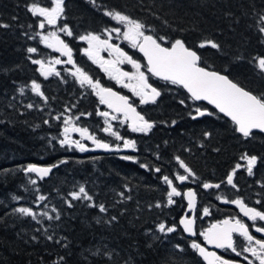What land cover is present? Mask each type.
<instances>
[{
  "label": "trees",
  "instance_id": "trees-1",
  "mask_svg": "<svg viewBox=\"0 0 264 264\" xmlns=\"http://www.w3.org/2000/svg\"><path fill=\"white\" fill-rule=\"evenodd\" d=\"M31 3L49 7L51 0H0V24L9 25L0 27V264H204L191 248L193 239L178 225L184 200L174 197L175 203L167 205L168 188L162 177L175 182L176 174L184 173L175 159L179 156L195 172L196 187L203 182L221 185L207 189L208 200L199 197V208L214 207L211 215L198 219L195 228L201 229L222 215V203L210 195L222 196L225 179L242 154L258 157L261 173L253 178L260 181L255 187L264 190V133L257 131L245 139L214 108L193 101L177 85L147 76L161 96L154 104L136 107L154 127L144 134L133 132L128 122L115 123L113 130L135 141L136 148L113 149L123 141L102 131L103 120L97 112L105 107L90 87L77 82L71 74L73 65L61 56L66 68L59 64L45 78L32 63L58 53L41 42L38 25L42 18L27 11ZM96 4L64 0L65 11L57 24L73 32L71 37L61 36L72 49L75 65L101 86L129 95L81 51L85 45L81 35H102L105 29L116 27L115 21L103 15L107 8L144 23L145 31L154 37L183 39L202 56L203 66L228 75L256 95L264 94V73L253 62L254 57L264 56V42L256 27L259 14H264V0H96ZM205 39L214 40L221 49L198 48ZM29 47L37 51L28 53ZM121 49L143 63L132 46L121 44ZM33 81L41 85L43 97L32 91ZM196 107L213 115L193 120L190 113ZM65 117L71 118V127L88 128L110 149L96 148L87 139L80 141L88 151L61 147L58 141L63 139ZM205 132L210 136L206 138ZM78 134L73 135L77 138ZM122 156L134 157L136 162ZM61 160L67 162L59 164ZM29 164L58 167L40 179L24 171ZM81 186L91 201L71 199L69 193ZM40 195L46 199L39 201ZM157 203L164 206L157 208ZM101 204L106 212L99 211ZM18 207L32 209L40 223L15 212ZM160 223L175 226L176 231L161 233L157 230Z\"/></svg>",
  "mask_w": 264,
  "mask_h": 264
},
{
  "label": "snow or ice",
  "instance_id": "snow-or-ice-1",
  "mask_svg": "<svg viewBox=\"0 0 264 264\" xmlns=\"http://www.w3.org/2000/svg\"><path fill=\"white\" fill-rule=\"evenodd\" d=\"M90 2L94 7L97 6L96 0H90ZM27 11L34 17L43 18L38 25L40 29H44L46 24L55 26L58 19L64 14V0H51L50 7L40 6L38 3H31L27 6ZM103 15L122 26V28L114 27L111 29H105L104 31L109 35V38H111V33L115 32L118 35H122L124 40L128 41L133 48H138L147 60V71L151 73L152 76L184 88L193 101L206 100L209 104L213 105L219 113H223L224 116L230 118L234 125V131L239 133L243 138H253L257 131L264 133V94L256 95L252 91L246 90L237 82H234L228 75L201 66L203 63L202 56L192 47L187 46L186 42L181 38L170 40L166 36L154 37L151 34H146V26L144 23L133 19L124 12L116 9L106 8L103 11ZM0 27L7 28L9 25L0 24ZM256 27L261 36V42H264V14H259L256 21ZM58 31L63 32L70 37L73 36V32L67 25L59 28ZM40 39L41 42L47 45V47L54 48V50L60 52L61 55H66L68 57L66 62L72 64L75 68V71L71 74L76 78L77 82L81 86L87 85L90 87L93 92L99 96L101 104H106L108 108L112 109L114 112H123L126 120H131L129 127L133 132L147 134L151 131L154 127V122L145 119L143 115L137 112L136 109L128 103L127 97L118 95L116 92L112 91L111 88L102 87L98 80L94 81L86 71L75 65V62L72 59V49L64 42V40L57 36L56 32H50L47 36L41 35ZM50 39L52 42H50ZM79 39L88 44V47L83 49L84 54L87 55L93 63H99L101 69L105 71L110 78L115 79L117 83H121L123 77L128 78L130 82L124 83L123 86L130 88L133 94L140 98L141 104H154L157 102V98L161 96V91L148 82V77H146L145 73L141 71V65L133 60L132 57L128 56L119 46L110 43L109 39H101L99 34H94L92 32L81 35ZM161 42L164 43L162 44ZM164 44H170V47H166ZM197 47L201 49L211 47L218 51L221 49V46L211 39L202 40ZM36 51L37 49L34 47H29L27 49L28 53H35ZM100 51H108L109 55L114 56L115 59L104 60L103 57L99 55ZM237 59H240V57H237ZM125 62L132 65L133 69H135L134 73L123 72L117 67L118 64H123ZM253 62L258 71L264 73V56L254 57ZM32 63L40 66L38 71H40L41 75L45 78L52 74V69H46L42 60L33 59ZM54 63L60 64L62 61L56 59ZM224 71L226 73L228 69L225 68ZM131 81H135V83H131ZM31 89L38 96L43 97L41 85L39 83L33 81ZM21 92H23V89H21ZM180 103L183 104L184 101L181 100ZM28 107L31 108L32 105L30 104ZM97 114L106 118L104 121L106 127H104L102 131L111 135L117 141H123L124 148H136L135 141L125 139L118 132L113 130L112 125L107 119L109 117L108 112L98 111ZM190 115L191 118L195 120L198 117H203L205 115H213V113L197 107L195 109V115H192L191 113ZM57 119H59V117H57ZM76 119L79 118L77 117ZM111 119L115 120L117 117L111 116ZM124 122L125 121H121V123ZM45 123L47 124L48 121L46 120ZM172 123L175 124L176 121H173ZM71 124V118L65 117V127L61 133L63 139L58 141L61 147L67 145L69 148L75 147L81 152L89 150L80 140L74 141L69 137L68 133L69 131H72L78 132L81 139L90 140L96 148L110 149L109 143L98 139L94 134H90L88 128L71 127ZM204 136L207 138L210 136V133L205 132ZM53 139L56 138L53 137ZM118 147L119 146H117V150ZM121 159L136 162L135 158L131 156H122ZM175 159L179 164V167L183 169L184 173H186V175L176 174V181L183 183L190 177L196 179L195 172L185 163L184 160L179 156H176ZM240 159L246 162L248 175H253V169L257 164L258 157L245 153L241 155ZM66 162L67 161L65 160H61L59 161V164ZM55 167H58V164H53L49 167H38L34 164H29L24 171L26 173H36L40 179H43L48 176ZM140 167L146 168L147 165L141 164ZM241 167H243V165L237 163L226 177V183L232 188L237 187L234 183L233 177L236 171ZM155 171L159 173L161 169L157 167L155 168ZM162 181L168 188L167 205L175 203V200L173 199L174 197H183L187 200L189 210L196 208L197 193L195 191L192 189H188L186 192L179 191L173 180L167 175L162 177ZM30 182L36 184L35 180H31ZM202 187L207 190L220 188L221 185L204 182ZM69 195L72 200H92V197L87 193L84 186H81L78 192L73 191L69 193ZM13 199L19 198L13 197ZM37 199L43 201L46 197L40 195ZM217 199H222L224 203H232L238 206L243 215L253 222L255 232L264 235V226H257L256 224L257 221L264 222V211L247 206L240 198L229 201L218 196ZM257 203H260V201H257ZM71 206V203H69V207ZM162 206L164 205H161L160 203L156 204L157 208ZM52 211L55 212L56 209L53 208ZM99 211L101 213L106 212V208L103 204L99 205ZM15 212L22 216H30L33 220H36L37 223H40V221L37 220L36 214L28 207H18L15 209ZM41 215L47 217L49 220L53 219V217L49 216L47 212H43ZM203 215H209L208 207L203 209ZM56 219H59V216H57ZM112 219H115V217ZM179 223L183 226L186 233L191 235L196 234L194 230L195 221L193 218L187 216L181 217ZM157 230L161 233L167 234L175 232L176 227H169L164 223H160L157 225ZM233 233L243 237L246 242V246H244L241 251H237L236 249ZM200 235L207 244H213L217 248H223L226 250L231 249L237 256H241L243 253H249L253 259H248V257L245 256L244 259L247 260V264H254V260L258 261V264H264V239H257L253 236L249 231V227L239 219H236L234 223L229 219L220 221L213 224L204 232H201ZM47 238L49 240L52 239L51 236H48ZM57 243H59V241H57ZM191 248L198 252V254L207 261V264H236V262L222 259L214 252L206 251V249L196 241L191 243ZM60 260L62 261L63 257H61ZM54 264H59V262H54Z\"/></svg>",
  "mask_w": 264,
  "mask_h": 264
},
{
  "label": "flooded vegetation",
  "instance_id": "flooded-vegetation-1",
  "mask_svg": "<svg viewBox=\"0 0 264 264\" xmlns=\"http://www.w3.org/2000/svg\"><path fill=\"white\" fill-rule=\"evenodd\" d=\"M127 93H129L127 91ZM135 98V97H134ZM137 101L138 99L135 98ZM136 101V102H137ZM104 112V111H102ZM106 112H108L106 110ZM239 164L243 165L240 169H238L233 177L234 183L237 185L236 188H232L230 185L225 183L222 188V197L223 199H227L229 201L235 200L237 198H240L243 200V202L249 206V207H254L258 210L264 211V190L261 191L259 187L258 182L256 178H253L257 175H260L261 169L257 168V165H255L253 169V175L249 176L246 170V162L243 160H240ZM235 167V166H234ZM233 167V168H234ZM232 171V170H231ZM186 175V173H182ZM249 178V179H248ZM250 182V183H248ZM174 184L178 187V190L183 192V190L186 187H193V190L197 193V203H196V208L193 213V217L195 220V225L197 224L198 219L203 218V208H199L197 206L199 197L202 199H209L207 195V190H205L202 187V184H199L198 187H196L195 180L193 178H189L187 181L180 183L175 180ZM218 194V191L216 192V195ZM263 194V196H262ZM183 198V197H182ZM210 199H216V201H220L223 205V212L220 217H218L215 220L209 221L204 223V225L198 229L195 228L196 234L193 237V241H196L197 243H202V236L200 235L201 232H203L204 228L207 225H210V223H213L215 221H220L221 218L227 217L233 221L236 219L241 220L244 222L248 227L250 233L255 236L257 239H264V235L255 232V229L253 227V222L249 220L246 216L243 215L241 212L240 208L232 203H224L222 199H217L214 197V194L210 195ZM184 200V198H183ZM257 201H260V203H257ZM185 205V204H184ZM206 207L209 208V215H211L214 212V207L207 205ZM184 210V209H183ZM182 210V212H183ZM190 213H186V215H189ZM257 226H264V222L262 221H257L256 222ZM233 238L235 241V246L237 251H241L244 246H246V242L244 241L243 237H240L238 234L233 233ZM215 252L217 253L218 256H220L222 259L229 260V261H234L236 264H247V260L244 259L245 256L248 257V259H253L249 253H243L241 256H237L235 252H233L231 249H223V248H217V247H212ZM254 264H258V261L254 260Z\"/></svg>",
  "mask_w": 264,
  "mask_h": 264
},
{
  "label": "rangeland",
  "instance_id": "rangeland-1",
  "mask_svg": "<svg viewBox=\"0 0 264 264\" xmlns=\"http://www.w3.org/2000/svg\"><path fill=\"white\" fill-rule=\"evenodd\" d=\"M50 6H51V5H50ZM50 6H49V7H50ZM41 18H42V17H41ZM42 19H43V18H42ZM42 19H41V20H42ZM61 27H62V26H60V25H58V24H56L55 26L47 25V24H46V25H45V28H44V29H41V30L39 31V37H40L41 35L47 36L50 32H56L57 36H59V37L62 39L61 34H63V32L58 31V29L61 28ZM116 27H121V28H122V26H121V25H118L117 23H116ZM100 36H101V39H109V42H110V43H112V44H114V45H117V46H119V47H121V44L130 45V43H129L128 41L124 40V38H123L122 35H118V34L115 33V32H112V33H111V38H109V35H108L107 33H105V31H104L103 34L100 35ZM40 40H41V39H40ZM50 42H52L51 39H50ZM84 42H85V41H84ZM42 43H43V42H42ZM43 44H44L45 46H47L45 43H43ZM130 46H131V45H130ZM87 47H88V44H87V42H85V45L82 46L81 51L84 53L83 49H85V48H87ZM51 50H53V48H51ZM99 55H100L101 57H103L104 60H112V59H115L114 56H110V55H109V52H108V51H100ZM86 56H87V55H86ZM87 57H88V56H87ZM56 59H60V60L62 61V63H60V65L63 66V68H66L65 65H64V62H65V61L63 60V58L60 57L59 54H57V55H55V56H52V57H50V58L39 59V60H42V61L44 62V64L46 63V64H48V65H50V66H51V64H52L54 67H56V66L59 65V64H55V63H54V61H55ZM88 59H89V58H88ZM89 60H90V59H89ZM133 60H134V59H133ZM91 61H92V60H91ZM135 61H137V62L141 65V71H143V72L145 73V76H146L147 74H146V71H145V65H144L142 62L138 61V60H135ZM96 64L99 65V63H96ZM99 66H100V65H99ZM117 67H118L121 71H123V72H128V73H134V72H135V69H133L132 65L129 64V63H127V62H125V63H123V64H118ZM100 68H101V67H100ZM104 73H105V75H106L108 78H110V76H109L105 71H104ZM111 79H112V78H111ZM113 80H114V82H115L118 86H120V87H122L124 90L128 91L130 97H135V98H137V99L139 98L138 96H136V95L133 94V92L130 90V88H126V87L123 86L124 83H129V82H130V81L128 80L127 77H123L121 83H117V81H116L115 79H113ZM131 83H135V81H131ZM196 108H197V107H196ZM196 108H195V109H196ZM98 111H104V109H103V110H98ZM108 113H109V117H108L107 119H108L109 123L112 125V128L115 127V123H119V124H120L121 121L128 122V120H126V117L124 116V114H113V113H111L110 111H108ZM111 116H116L117 119L112 120V119H111ZM105 119H106L105 117H102V120H103V127H106V125H105V123H104ZM73 134H74V132H72V131H69V133H68V135H69V137H70L71 139H77V138H78V140H81V136H80V134H78V137H77V138H76ZM117 146H119V147H118V150H120V149H124L123 144H119V143H117V144H116L115 146H113L112 148L117 150Z\"/></svg>",
  "mask_w": 264,
  "mask_h": 264
},
{
  "label": "water",
  "instance_id": "water-1",
  "mask_svg": "<svg viewBox=\"0 0 264 264\" xmlns=\"http://www.w3.org/2000/svg\"><path fill=\"white\" fill-rule=\"evenodd\" d=\"M146 34H151V33H149V32H146ZM152 35V34H151ZM162 43V42H161ZM163 44V43H162ZM164 46H166V47H170V44H164ZM135 50L139 53V55L142 57V59H143V62H144V64H145V70L147 71V60L145 59V57H144V55H143V53L142 52H140L139 51V49L138 48H135ZM195 50V49H194ZM60 53V52H59ZM61 54V53H60ZM66 56V55H65ZM67 57V56H66ZM68 58V57H67ZM45 65V68L47 69V68H50V69H52L53 67L52 66H50V65H48V64H44ZM201 66H203V65H201ZM37 67L38 68H40V66L39 65H37ZM203 67H205V66H203ZM207 68V67H206ZM210 70H214V69H211V68H209ZM147 73L149 74V75H151L152 76V74L151 73H149L148 71H147ZM222 73V72H221ZM222 74H224V73H222ZM152 77H154V76H152ZM154 78H157V77H154ZM157 79H159V78H157ZM160 80V79H159ZM235 82V81H234ZM105 88H111L112 89V91H114V92H116L118 95H121V96H125V97H127V99H128V103L129 104H131L135 109H136V111L137 112H139L138 110H137V108H136V106L133 104V103H131L130 102V100H129V97L127 96V95H125V94H123V93H121V92H119V91H117V90H115L114 88H112V87H105ZM182 88V87H181ZM188 95H189V93L184 89V88H182ZM246 89V88H245ZM247 90V89H246ZM190 96V95H189ZM200 101H202V102H204V103H206L207 105H209V106H211L212 108H214L215 109V107L213 106V105H211V104H209L206 100H200ZM139 103H140V100H139ZM107 108H108V106L106 105V104H104ZM109 110H111L113 113H123V112H114L112 109H110V108H108ZM202 110H205V108L204 109H202ZM207 110V109H206ZM216 110V109H215ZM217 112H218V110H216ZM140 113V112H139ZM124 114V113H123ZM141 114V113H140ZM220 114H222L223 116H224V114L223 113H220ZM142 115V114H141ZM194 115H195V113H194ZM226 117V116H225ZM226 118H228V117H226ZM229 120H230V118H228ZM130 121V123H131V120H129ZM231 121V120H230ZM34 165H36V164H34ZM36 166H38V165H36ZM38 167H40V166H38ZM209 183H212V182H209ZM213 184H216V183H213ZM188 189H192L193 190V187H186L184 190H183V192H186ZM194 191V190H193ZM185 200V207H184V211H183V213H182V215L178 218V225L180 226V228L182 229V231H183V233L186 235V236H188V237H193L194 235H191V234H189V233H186L185 231H184V229H183V226L182 225H180V219H181V217H185L186 215V213L188 212V211H190V214H189V216H187V217H191V218H193V210H189L188 209V204H187V200L186 199H184ZM194 219V218H193ZM225 219H229V218H227V217H224V218H221V220L220 221H223V220H225ZM232 223H234L235 221H233V220H231V219H229ZM219 221V222H220ZM216 223H218V222H214V223H212V224H210L209 226H207L205 229H204V231L205 230H207V229H209L213 224H216ZM203 231V232H204ZM202 247H204L205 249H206V251H208V252H214V253H216L215 252V250L212 248V247H215V245H213V244H207L205 241H204V239H203V237H202V243H199ZM197 253V255L203 260V262L205 263V264H207V261H205L204 260V258L202 257V256H200L199 254H198V252H196ZM216 255H217V253H216ZM234 262V261H233Z\"/></svg>",
  "mask_w": 264,
  "mask_h": 264
}]
</instances>
